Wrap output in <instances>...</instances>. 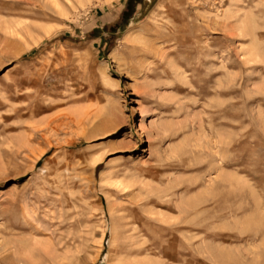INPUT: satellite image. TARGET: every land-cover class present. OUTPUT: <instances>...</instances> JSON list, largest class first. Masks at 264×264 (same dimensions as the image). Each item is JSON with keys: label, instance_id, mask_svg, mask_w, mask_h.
<instances>
[{"label": "rangeland", "instance_id": "374dc122", "mask_svg": "<svg viewBox=\"0 0 264 264\" xmlns=\"http://www.w3.org/2000/svg\"><path fill=\"white\" fill-rule=\"evenodd\" d=\"M0 264H264V0H0Z\"/></svg>", "mask_w": 264, "mask_h": 264}, {"label": "bare ground", "instance_id": "6f19581e", "mask_svg": "<svg viewBox=\"0 0 264 264\" xmlns=\"http://www.w3.org/2000/svg\"><path fill=\"white\" fill-rule=\"evenodd\" d=\"M55 5V4H54ZM25 248V247H24ZM52 255V254H51Z\"/></svg>", "mask_w": 264, "mask_h": 264}]
</instances>
